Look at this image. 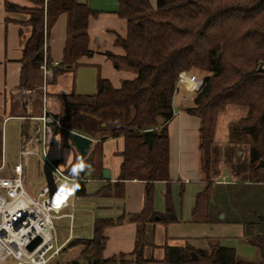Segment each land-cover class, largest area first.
Segmentation results:
<instances>
[{
  "label": "trees",
  "instance_id": "1",
  "mask_svg": "<svg viewBox=\"0 0 264 264\" xmlns=\"http://www.w3.org/2000/svg\"><path fill=\"white\" fill-rule=\"evenodd\" d=\"M32 1L36 4L32 9L10 2L6 5L8 10H23L30 14L28 24L32 26V35L25 45V65L21 75V89L29 91L43 84L41 66L45 45L59 16L68 14L69 36L64 61L54 69L55 77L76 67L83 56L92 54L88 28L90 18L95 14L89 5L77 0ZM120 15L129 23L127 38L119 39L126 56H108L136 70L137 77L124 80L119 88L109 79L100 78L97 93L87 95L81 105L86 112L85 126L105 111H121L126 115L125 125L113 129L110 134L125 138L118 185L132 179L147 183L145 210L132 219L141 224L159 221L169 225L178 221L171 190L167 193V211L163 214L154 210V194L156 182L170 181L168 123L174 116L173 101L182 71L194 74L193 70L197 69L205 72L204 86L196 97V105L188 109L202 120L203 170L208 174L212 171L220 114L230 105L247 106V116L233 126L231 136L235 141L244 137L251 139L250 182L264 184V176L258 168L264 159V69L261 68L264 65V0H157V9L151 0H120ZM132 111L134 116L131 118ZM57 118L61 126L56 131L62 129L67 119L64 114ZM150 129L154 130L151 147L145 143V131ZM66 132L65 128L61 130L62 134ZM3 145L4 131L0 122V167ZM83 178L82 172L78 193L85 195ZM211 188L210 185L205 193L209 194ZM124 221L125 218L98 219L92 239H75L69 246L85 243L93 248L95 256L87 254L89 264H113L110 260H115L116 256H103L107 242L105 230ZM248 226L245 236L260 250L262 260L259 262L242 259L235 248L222 246L214 239L206 249L191 245L166 246L164 262L264 264V232L257 231L254 224ZM144 231L143 227L139 229L136 258L124 264L152 261L144 256Z\"/></svg>",
  "mask_w": 264,
  "mask_h": 264
},
{
  "label": "crops",
  "instance_id": "2",
  "mask_svg": "<svg viewBox=\"0 0 264 264\" xmlns=\"http://www.w3.org/2000/svg\"><path fill=\"white\" fill-rule=\"evenodd\" d=\"M45 1L48 2L49 0ZM77 1L89 5L95 12L90 18L88 28L89 47L92 54L83 56L76 67L56 77L54 75L50 81L54 85L53 92L48 90L46 93V83L43 78V85H38L32 91L34 93L32 100L35 98L36 93L41 91V105L38 102V104L36 103V105L31 106V100L29 114L26 115L22 109L21 102L16 98L14 93L27 91L21 89V75L25 65V45L28 38L32 35V26L28 24L30 14L23 10H8L6 5L7 2H10L22 8L32 9L36 7V4L32 0H0V122L4 131L3 158L5 161L7 162L8 159L14 158L12 156L13 153H10L9 150L10 140L8 139L10 137L9 135H5L6 125L8 126L12 120L19 121L22 125L20 124L15 127L10 133L14 137L19 133L23 140L24 134L28 133L35 123L34 119L43 116L45 107L55 117L64 114L66 118H69L67 119L69 122L75 121V119L70 118H79L81 128L79 126H70L67 130L76 131L95 140V144L88 157L89 159L87 158L88 160H93H91V163L94 171L90 176L84 173L85 179H83L86 194L83 195L76 191L77 195L73 198L72 204L73 206L75 205L73 211L77 210V214L75 215V212L67 213L74 214V219L71 221L70 230L65 234V237L58 240L55 238L56 243L53 248V258H57L65 252H73L74 250L79 252L80 247L75 246L71 248L69 246L70 243L75 239H92L95 236V223L98 219L118 220L125 218L124 222L106 228L105 235L107 242L103 249V256L105 258L130 255L131 260H134V253L139 239V229L141 227L145 228L144 256L146 259L152 260L149 263H155L156 261L164 263L166 246L191 245L203 248L201 246L203 244L201 243L205 242L208 245L210 240L214 239L213 237H209V234L203 233L192 237L189 236L190 233L188 232L181 234L180 232H176V229H173V227L184 223L186 225H193L218 220L216 218L211 219L210 217L200 219L198 213L202 206L204 211L210 215L213 214L212 190L215 189V185L221 186L228 181L224 179L223 181L217 180L213 182L211 178L213 167L209 174L203 170L202 151L200 149L202 120L200 117L188 112V109L196 105L195 95L186 86H180L176 91L173 101L174 116L168 123L170 137V181H158L155 184V192L157 190L158 194H163L166 199L169 190H171L173 200L180 203V200L183 202V198H189V214L184 216L183 211L178 209L177 204H175V208L179 211L177 222L171 223L168 226L159 221L148 222L146 224L138 223L132 217L143 213L145 210L147 183L140 179H132L122 182V186L118 185L119 181H121V167L124 161L122 152L125 148V138L124 136L114 137L111 134L106 135L104 138L101 137V129L109 126V124L107 122L103 124L102 120L101 124L96 126L94 124L95 120L99 119L100 116L93 117L90 125H87L86 128L83 123L86 112L84 106L81 105L87 99V95L97 93L100 78L109 79L116 88H119L124 80L137 77L136 70L119 64L116 59L108 56V54H112L117 58L126 56V50L119 44V39H126L128 36V19L120 15V0ZM151 4L157 9V0H151ZM68 21V14H61L46 41L45 56L51 62L58 61L63 63L64 61L65 48L69 36ZM107 112L110 111H105L102 114ZM119 112L124 114L125 122V113ZM133 116L134 112L132 111L130 117L132 118ZM111 128H114V126H111ZM7 134H9V130ZM12 134L11 138L13 137ZM65 134H62L61 130L58 129L55 133L53 144L48 148L49 155L51 148L56 144V139H59L60 146L65 148L64 150L67 153L63 150L58 151L52 155L53 159H51L59 166L63 161L65 162V155L67 156L64 173L68 172L71 167L76 166L81 161L76 149L71 146ZM116 139L122 140L121 148L119 147L113 152L107 150V154H105L104 148L106 143L113 142ZM87 159L86 162L88 161ZM46 163L50 166L47 161ZM105 169H109L111 172V178L108 180L103 174ZM67 175L69 176V174ZM69 177L73 179L71 176ZM81 181V179L75 180L79 184V189L81 188ZM210 185H213V189L211 188L210 193L206 194L205 192ZM106 188H109L110 192L106 193ZM87 201L88 204L86 203ZM158 203V198L154 197V210L159 214L165 213L167 211V200L166 210L162 207H159L161 211L157 210ZM219 220H226V217ZM234 221L241 222L239 220ZM76 223H78V229H76ZM171 229L174 230L176 238L171 236ZM244 233L246 232L244 231ZM156 234H159L157 238ZM173 239L178 240L179 243ZM156 251H159L157 255L155 254ZM8 261L2 264H8Z\"/></svg>",
  "mask_w": 264,
  "mask_h": 264
},
{
  "label": "rangeland",
  "instance_id": "3",
  "mask_svg": "<svg viewBox=\"0 0 264 264\" xmlns=\"http://www.w3.org/2000/svg\"><path fill=\"white\" fill-rule=\"evenodd\" d=\"M261 68L264 69V65H262ZM193 71L196 73V75L201 76L204 79L205 72L197 69ZM48 90L50 92L54 91L53 83L50 82L46 84V93ZM40 95H41V91H38L36 93L35 98L31 102V106L36 105V103L38 104V102L41 105ZM247 114H248L247 106L230 105L227 107L225 111H223L220 114L218 119L216 138L213 145L214 148L213 172L211 178L213 182H216L217 180L223 181L224 179L228 181L226 183H223L224 185L221 186L215 185V189L212 188L213 189L212 204L214 205L213 214L210 215L208 212L204 211L202 206L198 213L200 219H205L210 217L211 219L216 218L218 220H212L211 222L196 223L193 225L192 224L186 225L184 223L180 226L173 227V229H176V232H180L181 234L188 232L190 233L189 236L192 237H195L199 234L207 233L209 234V237H213L214 240H217L222 246L235 248L237 250L238 255L242 259L250 262H259L260 260H262L261 252L256 246L248 242L244 231L246 232V227L248 225L249 228L251 224H254L255 226H257L256 227L257 231L261 233L264 232V184H257L254 182H250L252 178V174L250 170L251 147H252L251 139L249 137H244L241 141H235L231 136V131L233 129V126L240 119L246 117ZM67 119L65 124H62V127H64L65 129L69 128L70 126H74V127L79 126L81 128V125L79 124V120H80L79 118L77 117L70 118V119H75V121L73 122H69ZM102 120H103L102 122L103 124H106V122L109 124V126L101 129L100 136L103 138L106 135L110 134L113 129L119 126H124L126 123V121L124 122V114L120 113L119 111H110L105 114H102V116H100L99 119L95 120L94 124L98 126L101 124ZM20 124L21 123L19 121L12 120L8 124V126L6 125L5 135H9L10 137V139H8L10 140L9 150L10 153L11 152L13 153L12 156H14L13 159L11 160L8 159L7 163L18 160L20 148L22 146V142H21L22 139L19 133H17V136L14 137V135L10 132ZM34 124L29 129V131L32 130ZM84 124L86 125V123ZM111 126H114V128H111ZM8 130H9V134H7ZM61 130H63V128ZM11 134L13 136L12 138H11ZM58 140L59 139H56V144L54 147L51 148V153H49L51 159H53L52 155L57 153L58 151H62V150L65 151L64 150L65 148H62L60 146ZM6 143H7V139H6ZM121 146H122V140L120 139H116L113 142H108L106 143L104 148L105 154H107V150L113 152L117 150L119 147L121 148ZM66 158L67 156L65 155V162L67 161ZM91 160L92 159L88 160L87 162L86 160L84 161L87 164V163H91ZM65 162L63 161L62 164L59 165V168L62 171H64V168L66 166ZM1 165H3V161ZM50 168L52 167L47 165L45 158H43L42 161H39V158L36 156L31 158L30 170H28L27 189L33 197L36 198L38 193L42 190L44 186L53 184L55 182L56 179L55 175L57 173L55 174L54 169L53 168L50 169ZM261 171H262L260 172L261 175L264 176V169H262ZM141 172L143 171L141 170ZM65 174L67 175L69 173L65 172ZM66 182H68V186L71 187L73 179L68 178V179L56 181L54 186V191L59 192V187L61 185H64ZM62 195L66 198V200L70 202L71 205L70 207L65 208L63 210V214L64 213L67 214L68 212H72V213L75 212L74 214L76 215L77 210L73 211L75 209V205L73 206L72 200L74 197H76L77 192L75 191L72 194H62ZM154 197H157L159 200V203L157 205V210L161 211L159 207L160 208L162 207L164 210H166L167 199L164 198V195L158 194L156 190ZM188 200L189 198L187 197L183 198V202L182 200H180L181 203L176 200H173L174 206L175 204H177V208L183 211L184 216H187L189 214ZM86 203L88 204V201ZM177 208H175V210ZM178 209L176 210L177 214L179 213ZM223 217H226V220H219L220 218ZM234 220H239L241 222H235ZM71 221L72 219L68 216H64L60 219L54 220L56 230H54L53 235L57 240L59 238L65 237V234L69 232ZM75 226L76 229H78V223H76ZM173 229H171V236L173 238H176ZM158 236L159 234L158 235L156 234V238ZM173 240L178 242V240L176 239ZM55 243L56 241L54 240V244ZM201 244H203L201 245L203 249L210 247V242L208 245H206L205 242ZM79 247H80L79 252L77 250H74L73 252H65L64 254L61 255L62 257L58 256L57 258H52L48 262V264H89L87 254L95 256V251L93 250V248H91L89 245L85 243H83ZM199 247L200 246H197V248ZM158 253L159 251L155 252L156 255ZM130 260H131L130 255H118L116 256L115 260H110V261L113 264H124L126 261H130ZM100 262L105 263L104 260H101ZM8 264H17V263L15 262V260L10 259L8 261ZM148 264H165V262L162 263L156 261L155 263H148Z\"/></svg>",
  "mask_w": 264,
  "mask_h": 264
},
{
  "label": "built area",
  "instance_id": "4",
  "mask_svg": "<svg viewBox=\"0 0 264 264\" xmlns=\"http://www.w3.org/2000/svg\"><path fill=\"white\" fill-rule=\"evenodd\" d=\"M60 64L50 62L45 56L41 69L46 84L53 79L54 69ZM204 82L198 75L182 71L177 88L186 86L196 99ZM34 120L32 130L23 136L18 160L9 164L3 159L0 167V264L10 259L17 264H48L54 256V220L64 216L74 219V214H63V210L71 205L61 193H52L47 185L35 198L27 189L30 160L34 156L39 161L45 158L50 164L57 173L55 182L71 179L48 155L56 129L61 126L59 119L45 107L43 116ZM55 182L51 184L53 189ZM38 236L43 238V243L32 251L29 246Z\"/></svg>",
  "mask_w": 264,
  "mask_h": 264
},
{
  "label": "water",
  "instance_id": "5",
  "mask_svg": "<svg viewBox=\"0 0 264 264\" xmlns=\"http://www.w3.org/2000/svg\"><path fill=\"white\" fill-rule=\"evenodd\" d=\"M17 99L21 102L22 109L26 115L29 114V106L30 102L32 100V97L34 93L32 91H18L14 93ZM154 134V130L150 129L145 131V143L149 145V147L152 146V137ZM65 137L70 141L71 146H73L81 160H85L89 157V154L92 150V147L95 144V140L89 136H86L84 134L78 133L73 130H67ZM259 169H264V159L259 163L258 165ZM104 177L108 180L111 178V172L109 169H105L103 171ZM52 191L54 192V189L51 184L48 185ZM43 243V238L41 236H38L33 243L29 246L30 250H35L39 245Z\"/></svg>",
  "mask_w": 264,
  "mask_h": 264
},
{
  "label": "clouds",
  "instance_id": "6",
  "mask_svg": "<svg viewBox=\"0 0 264 264\" xmlns=\"http://www.w3.org/2000/svg\"><path fill=\"white\" fill-rule=\"evenodd\" d=\"M59 143V141H58ZM94 171L93 165L91 163H85L82 160L78 162L76 166L69 169V175L73 178L71 187L68 186V182L59 187V192L62 194H72L75 191H79V184L75 183V180L80 178V173H85V175L90 176ZM17 260L20 259L19 255L16 257Z\"/></svg>",
  "mask_w": 264,
  "mask_h": 264
}]
</instances>
